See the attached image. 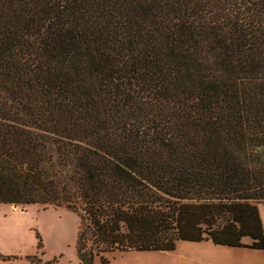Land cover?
<instances>
[{"label":"trees","instance_id":"16d2710c","mask_svg":"<svg viewBox=\"0 0 264 264\" xmlns=\"http://www.w3.org/2000/svg\"><path fill=\"white\" fill-rule=\"evenodd\" d=\"M0 204L77 213L82 264L264 250V0H0Z\"/></svg>","mask_w":264,"mask_h":264},{"label":"rangeland","instance_id":"374dc122","mask_svg":"<svg viewBox=\"0 0 264 264\" xmlns=\"http://www.w3.org/2000/svg\"><path fill=\"white\" fill-rule=\"evenodd\" d=\"M79 227V215L65 208L0 204V255L9 258H0V264H82ZM164 255L129 252L107 259L111 264H170Z\"/></svg>","mask_w":264,"mask_h":264},{"label":"crops","instance_id":"0c3cea01","mask_svg":"<svg viewBox=\"0 0 264 264\" xmlns=\"http://www.w3.org/2000/svg\"><path fill=\"white\" fill-rule=\"evenodd\" d=\"M259 210L264 228V204L259 206ZM243 242L250 245L252 240L244 238ZM140 253L165 254L164 256H167V261L170 264H264V250L217 246L212 241L202 243L180 242L174 252Z\"/></svg>","mask_w":264,"mask_h":264},{"label":"water","instance_id":"95a60500","mask_svg":"<svg viewBox=\"0 0 264 264\" xmlns=\"http://www.w3.org/2000/svg\"><path fill=\"white\" fill-rule=\"evenodd\" d=\"M15 208H17L18 206H14Z\"/></svg>","mask_w":264,"mask_h":264}]
</instances>
